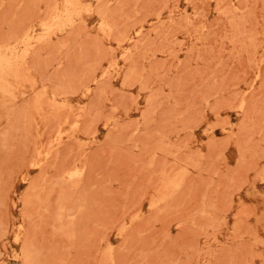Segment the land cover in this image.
Instances as JSON below:
<instances>
[{
	"label": "rangeland",
	"instance_id": "obj_1",
	"mask_svg": "<svg viewBox=\"0 0 264 264\" xmlns=\"http://www.w3.org/2000/svg\"><path fill=\"white\" fill-rule=\"evenodd\" d=\"M0 264H264V0H0Z\"/></svg>",
	"mask_w": 264,
	"mask_h": 264
}]
</instances>
